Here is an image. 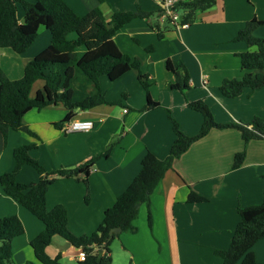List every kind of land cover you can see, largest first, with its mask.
Wrapping results in <instances>:
<instances>
[{"label":"crops","instance_id":"obj_1","mask_svg":"<svg viewBox=\"0 0 264 264\" xmlns=\"http://www.w3.org/2000/svg\"><path fill=\"white\" fill-rule=\"evenodd\" d=\"M65 2L80 16L100 8L107 21L115 13L138 9L154 13L149 19L137 18L128 23L117 32L115 41L123 53L140 60L150 96L162 105L159 109L145 110L146 91L138 80V72L131 71L115 82L107 78L100 80L110 104L81 111L76 116L77 120L94 123V129L88 133H66L57 127L68 114L62 105L25 115L23 122L35 136L10 132L5 143L0 133V178L14 169L13 154L20 146H35L30 154L47 172L74 170L98 159L88 177L89 203L85 201L83 174L73 178L55 176L47 194L48 210L64 206L70 231L83 237L97 230L105 211L139 174L148 152L159 159L169 155L176 134L166 109L187 136L198 134L204 120L201 113L188 107V102L203 100L219 124L248 123L255 117L264 118V88L245 89L237 98H228L220 91L225 79H239L244 75L238 55L255 49L234 39L248 22L264 21V0H218L212 9L199 12L193 24L187 23L188 28L181 27L182 23L161 19L157 0H105L104 4L98 0ZM24 17L25 12L23 21ZM152 25L160 27L162 39ZM42 31L44 43L38 46L36 41L19 57L22 64L16 70V79L23 77L29 62L49 47L52 35ZM254 36L264 40V25L254 31ZM8 50L0 49V59L7 57ZM79 53L83 55L85 51L80 49ZM169 61L174 67L183 65L188 72L191 83L184 93L169 87L175 82L174 74L167 68ZM43 87L44 83L33 87L31 97ZM109 146L112 147L109 156L103 157ZM244 150L243 165L232 170L235 155ZM39 179L38 173L29 166L18 176V181L24 184L36 183ZM191 191L208 201L188 203ZM263 201L264 139H255L246 145L241 132L235 128L213 129L166 173L151 196L149 209L146 205L140 209L135 222L138 232L123 233L122 247L112 246V264H223L215 251L229 249L240 222L238 208L260 205ZM10 216L19 217L25 227V236L13 242L14 264L37 261L31 242L45 226L7 196L0 183V220ZM254 252L257 261L264 264V240L256 244ZM47 253L52 258L60 256L63 264H80L79 249L61 237L54 238Z\"/></svg>","mask_w":264,"mask_h":264},{"label":"trees","instance_id":"obj_2","mask_svg":"<svg viewBox=\"0 0 264 264\" xmlns=\"http://www.w3.org/2000/svg\"><path fill=\"white\" fill-rule=\"evenodd\" d=\"M101 4L105 0H98ZM218 0H185L176 5L181 13L182 24H193L199 12L212 9ZM25 12L23 23L17 17L18 6ZM154 13H146L141 9L134 12L115 13L107 21L103 11L96 8L84 16L78 15L65 0H0V49H10L15 54L22 55L34 44L39 30L45 27L52 35L48 48L37 55L24 70L19 80H12L0 69V133L7 142L10 132L35 134L24 124L26 114L33 110H42L51 106L62 105L68 110L64 121L57 127L76 118L81 111L110 104L100 86V80L105 77L115 82L131 71L138 72V80L147 94L145 110L159 109L162 105L152 100L149 84L141 71L139 59L123 53L115 41L118 31L131 21L141 18L149 19ZM167 23H171L167 20ZM264 25V21L256 19L247 23L234 42H245L250 48L246 53L239 54L244 75L239 79H225L221 93L228 98L241 96L245 89L257 91L264 88V40L256 38L254 31ZM153 26V25H152ZM163 38L160 27L154 25ZM74 34L75 39H70ZM85 49L80 55L79 50ZM152 51V48H148ZM175 77V82L169 87L184 93L189 89V75L183 65L167 64ZM37 81H43L44 87L36 96L31 97L32 89ZM188 107L201 113L204 120L202 128L195 136H187L181 131L179 123L166 109L168 119L176 134L169 155L159 159L148 152L142 160V168L128 188L117 198L116 203L104 213L103 222L91 236L77 237L68 227V212L64 206L53 210L47 208V194L55 176L61 178L85 176L86 196L89 203L90 191L88 177L92 166L98 160L92 161L74 169L47 172L30 152L35 146H20L14 151L15 167L11 172L0 178L4 193L14 199L45 226L44 230L31 242L35 257L40 264H63L61 257L52 258L47 248L55 237H61L75 248L83 250L87 258L80 264H112V243L123 233L136 234V220L140 209L146 205L149 209L151 196L171 170L176 160L180 159L194 143L206 137L213 129L235 128L242 134L246 145L255 139H264V118L255 117L248 123L219 124L215 121L209 106L203 101L188 102ZM108 147L103 157H108L111 149ZM112 148V147H111ZM246 159V150L235 155L232 170L239 169ZM32 167L40 176L36 183L24 184L18 181L21 170ZM188 203H205L208 200L191 191ZM240 222L236 227L231 245L227 250H216L223 264H261L257 261L254 247L264 240V201L260 205L239 207ZM148 223L152 226V216L149 210ZM121 228L118 235H110L111 230ZM25 234V227L17 216L0 220V264H14L13 242ZM26 264H35L27 262Z\"/></svg>","mask_w":264,"mask_h":264},{"label":"built area","instance_id":"obj_3","mask_svg":"<svg viewBox=\"0 0 264 264\" xmlns=\"http://www.w3.org/2000/svg\"><path fill=\"white\" fill-rule=\"evenodd\" d=\"M159 3V11L161 19L169 20L173 24L181 23V14L176 10V5L179 3L178 0H157ZM183 28H188L187 24H180ZM191 83V81H190ZM204 84H207V80H204ZM94 129V123L90 120H77L72 119L66 123L63 130L66 133H88ZM87 258V254L82 249L79 250L78 260L84 262Z\"/></svg>","mask_w":264,"mask_h":264},{"label":"rangeland","instance_id":"obj_4","mask_svg":"<svg viewBox=\"0 0 264 264\" xmlns=\"http://www.w3.org/2000/svg\"><path fill=\"white\" fill-rule=\"evenodd\" d=\"M23 15H24V10H23V8L21 7V5H19L18 6V12H17V17H18V20H21V21H23ZM41 29V31L39 30V34H38V37H37V39H36V41H39L38 42V46H40L41 45V43L43 42L44 43V39L43 40H41L42 38V36H43V34L41 33V32H43L42 31V29H44V31H48L45 27H42V28H40ZM47 33H49V36L51 35L50 34V32L48 31ZM42 34V35H41ZM40 35V36H39ZM40 39V40H39ZM70 39H75V35L74 34H71L70 35ZM34 42V43H37V42ZM34 45V44H33ZM81 50L82 51H85V49L84 48H81ZM7 53H9L8 55H7V57L5 58V59H0V69L6 74V76L8 77V78H10V79H12V80H19L20 78H22V77H19V79H16V78H18L17 77V74H16V70H17V68L19 67V66H21V64H22V60H20L19 59V57H22L21 55H17V54H15L12 50H8V52ZM13 78H15V79H13ZM102 79H106L105 77H103ZM101 79V80H102ZM44 82L43 81H38V84L36 83L35 84V88H38L39 86H40V84H43ZM34 88V89H35ZM25 236V235H24ZM19 238V237H18ZM20 238H22V237H20ZM17 239V238H16ZM115 245V247H119V245H120V247H122L121 246V240H120V237L119 238H116L114 241H113V243H112V246H114ZM32 247V246H31ZM14 249H15V247H14ZM21 249H24V248H21ZM33 263H35V264H40L39 262H37V261H34ZM26 264V263H25Z\"/></svg>","mask_w":264,"mask_h":264},{"label":"water","instance_id":"obj_5","mask_svg":"<svg viewBox=\"0 0 264 264\" xmlns=\"http://www.w3.org/2000/svg\"><path fill=\"white\" fill-rule=\"evenodd\" d=\"M121 232H122V229H121V228H115V229L111 230L110 235H111V236L114 235V234L118 235V234H120ZM69 245H70V244H69Z\"/></svg>","mask_w":264,"mask_h":264}]
</instances>
